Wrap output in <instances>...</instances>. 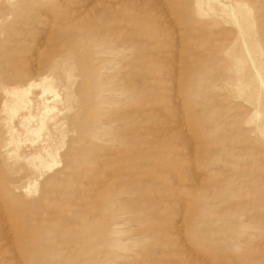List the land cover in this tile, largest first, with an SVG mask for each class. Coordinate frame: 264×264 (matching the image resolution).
<instances>
[{
    "label": "rangeland",
    "instance_id": "obj_1",
    "mask_svg": "<svg viewBox=\"0 0 264 264\" xmlns=\"http://www.w3.org/2000/svg\"><path fill=\"white\" fill-rule=\"evenodd\" d=\"M0 264H264V0H0Z\"/></svg>",
    "mask_w": 264,
    "mask_h": 264
},
{
    "label": "bare ground",
    "instance_id": "obj_2",
    "mask_svg": "<svg viewBox=\"0 0 264 264\" xmlns=\"http://www.w3.org/2000/svg\"><path fill=\"white\" fill-rule=\"evenodd\" d=\"M44 39V38H43ZM45 42V41H44ZM181 224V223H180ZM7 238V237H6Z\"/></svg>",
    "mask_w": 264,
    "mask_h": 264
}]
</instances>
